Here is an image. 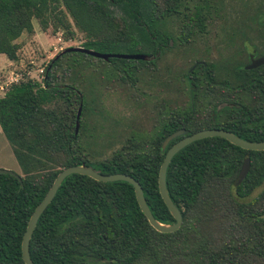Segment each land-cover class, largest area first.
Returning <instances> with one entry per match:
<instances>
[{"label":"trees","instance_id":"obj_1","mask_svg":"<svg viewBox=\"0 0 264 264\" xmlns=\"http://www.w3.org/2000/svg\"><path fill=\"white\" fill-rule=\"evenodd\" d=\"M212 1L0 0V55L17 60V40L22 33L33 34L35 19L43 29L50 25L54 33L63 30L65 36L80 38L88 50L150 56L148 32L156 24L173 15L182 19L183 30L204 31L214 12ZM253 14L250 30L264 34V2ZM261 38L260 46L253 45L257 56L264 52ZM61 52L48 61L40 80L24 76L0 96V129L22 172L20 180L0 174V264H24L21 241L27 222L65 168L84 164L102 174L133 177L153 217L172 224L157 178L165 152L185 135L162 151L167 136L179 130L189 135L221 129L246 141H264V65L245 70L242 66L249 60L237 61L239 51L218 63H197L190 54L186 68L174 67L172 90L186 106H174L170 123L162 127L153 125L132 91L137 81L150 82V63L111 58L108 63L117 64L110 78L98 75L92 82L95 94L107 85L119 93L120 103L142 116L128 123V137L118 150L96 159L101 152L81 142L87 106L81 89L88 69L96 73L95 63L107 62ZM246 159L248 173L237 183ZM166 187L182 224L175 232L159 233L141 212L130 184L79 174L65 178L31 236L32 263L264 264V151L244 150L218 137L198 140L172 158Z\"/></svg>","mask_w":264,"mask_h":264},{"label":"rangeland","instance_id":"obj_2","mask_svg":"<svg viewBox=\"0 0 264 264\" xmlns=\"http://www.w3.org/2000/svg\"><path fill=\"white\" fill-rule=\"evenodd\" d=\"M212 2L214 3V12L209 22L205 25L203 31L205 33L196 35L193 39L194 43L187 45L188 48L183 54L172 56L171 72L174 70V67L186 68L187 62H189L187 61V56L190 54L191 58H193L191 61L194 59L217 63L225 61L227 57H230L232 53L235 52L236 48L231 49V51L226 48L221 49L217 46V41L224 37L232 36L235 32L249 31L251 26L250 18L259 8V4L264 2V0H252L251 2L245 0H213ZM181 20L182 19L178 17L168 19L165 24L166 29L177 31L181 26ZM232 22H235V24ZM32 24L33 34L28 36L22 33L17 40V44L19 45L17 60L10 61L5 56L0 55V88L4 87L12 73H21L24 74L25 77L29 76L40 80L45 65L60 52L55 51V48L65 47L66 45H70L71 47L81 46L80 38L77 39L65 36L63 30H57L54 33L50 25L47 29H43L42 25L35 19L32 20ZM255 36L256 35H253L250 41L254 45L257 44L260 46L263 39L258 36L255 38ZM58 38H61V41H58ZM69 40L71 41L69 42ZM254 50L257 56V50ZM129 51L120 50L119 52L116 51L108 54H129ZM244 53L245 54L237 56V61L244 62L247 54L250 53L249 49L248 51L245 50ZM262 56H264L263 51L260 57ZM95 64L97 65L98 71L96 70L95 73L88 69V73L85 77L87 81L84 79L86 83H84L81 89L82 93L85 94L87 103L84 115L81 119V124L84 123L86 125V130L81 138V142L87 141L93 151L101 152L96 158L101 159L110 156L114 151L120 148V142L128 137L126 135L127 130L130 129L129 126H127L128 123L130 122L131 124L135 121V118H137L136 116L141 117L142 115L137 113L138 111L135 112L136 110H133L132 107H125V105L120 103L123 99L120 97L119 93H109L103 96L104 86L98 89L96 88L97 97H95L94 91L91 90L92 82L96 80L98 75L102 76V78H110L113 72L111 70L117 63L105 64L96 62ZM248 64L245 63L242 67L244 68ZM99 70L102 71V73H99ZM94 74H96L95 77L93 76ZM140 81L141 82L137 81L134 89L138 88L141 91L150 87L151 80L148 84L144 85L143 80ZM132 91L134 93V90ZM3 93L4 91L0 89V96L3 95ZM135 94V96H137L138 93ZM185 103L184 99L172 90V108L174 106L179 107L180 105L185 107ZM125 126H127V129ZM1 169L11 171L17 175H22L21 168L12 153V148L0 129V170ZM259 191L260 188L256 189L253 195L257 194Z\"/></svg>","mask_w":264,"mask_h":264},{"label":"water","instance_id":"obj_3","mask_svg":"<svg viewBox=\"0 0 264 264\" xmlns=\"http://www.w3.org/2000/svg\"><path fill=\"white\" fill-rule=\"evenodd\" d=\"M68 52H74V53H81L88 56H91L93 58L101 59L103 61H108L111 58L116 59H124V60H135V61H150L151 57L145 54H103L99 53L93 50L85 49L81 46L78 47H70L61 52L68 53ZM264 65V56L259 57L258 59H253L251 56L250 63L244 67L245 70H253L260 66ZM82 110V103L80 102V106L78 107L77 113H76V120H75V135L78 133L79 130V119L81 115ZM185 135L182 139L174 143L172 146L168 148V150L165 152L164 158L162 160V163L159 167L158 172V191L159 194L167 207L169 213L174 219V223L172 224H164L157 221L144 198L142 188L140 184L131 176L121 173L116 174H102L99 171H96L90 166H86L84 164L71 166L68 168L63 169L61 172L58 173L56 178L54 179L51 187L43 197V199L40 201V203L35 207L34 211L32 212L25 229V232L22 237L21 241V258L24 262V264H33L30 255H29V242L31 239V236L34 232V229L36 227L37 221L40 218V216L43 214L45 209L48 207V205L52 202L53 198L55 197L61 183L65 180V178L73 175V174H79L83 176H87L95 181L98 182H126L130 184L133 187L135 199L137 201V204L143 213V215L146 217L149 225L156 230L159 233H172L177 231L181 224H182V216L178 208L174 205L172 200L170 199L167 187H166V173L168 166L172 160V158L183 148L190 145L193 142H196L201 139L205 138H212V137H218L227 140L229 143L244 149L248 151H264V141L261 142H250L246 141L237 135L221 129H207V130H201L199 132L186 135V131L179 130L174 132L173 134L167 136L163 143H162V151L165 150L166 146L169 144L170 141L174 140L175 138ZM249 169V160L246 159L244 161V164L242 165V168L240 170V173L236 179L237 183H240L242 179L247 175ZM0 174H10L15 177H17L19 180V176L17 174H14L11 171L8 170H0Z\"/></svg>","mask_w":264,"mask_h":264},{"label":"flooded vegetation","instance_id":"obj_4","mask_svg":"<svg viewBox=\"0 0 264 264\" xmlns=\"http://www.w3.org/2000/svg\"><path fill=\"white\" fill-rule=\"evenodd\" d=\"M245 1L251 2L252 0ZM187 13H191L190 8L187 9ZM170 18L175 17H173V15L165 17L164 23L156 24L154 29L148 32L150 38L149 50L151 53V60L148 61L152 71L151 84L148 89L140 91L137 88L134 91L139 94H137L135 99L141 100L144 110L146 111V109H148L153 125L157 127L169 124L172 118V81L170 73L172 69V56L183 54L188 48L187 45L194 43L193 39L196 35L205 33L203 31H186L183 30L181 26L177 31L167 30L165 24ZM253 35L261 37L260 35L264 34L251 30L246 32H235L232 36L219 39L217 41V46L221 49H229V51L236 48L235 52L239 51L241 54H245L244 51H248L249 49L250 53L247 54L245 60L248 59L250 63L251 56L254 60L260 57L256 56V51L253 49L254 44L250 41ZM256 36L255 38H257ZM189 38H191V40ZM106 62V64H110L108 61ZM203 62V60H197V63ZM91 90L94 91V95H96L93 86ZM103 93V96H106L109 93L115 92L109 89L107 85H104ZM126 106L127 105H125V107ZM165 131L166 129L162 130V132Z\"/></svg>","mask_w":264,"mask_h":264},{"label":"built area","instance_id":"obj_5","mask_svg":"<svg viewBox=\"0 0 264 264\" xmlns=\"http://www.w3.org/2000/svg\"><path fill=\"white\" fill-rule=\"evenodd\" d=\"M58 41H61V38H58ZM70 41L71 40H69V42ZM66 47L70 48L71 46L70 45H66L65 47L55 48L54 50L61 52V51H63L62 49H64V48L67 49ZM23 77H24V74H21V73H19V74H15L14 73L13 74L12 73L11 76L8 78V82L5 83L4 87L3 88L1 87L0 89L5 92L12 84L18 83L20 80L23 79Z\"/></svg>","mask_w":264,"mask_h":264},{"label":"crops","instance_id":"obj_6","mask_svg":"<svg viewBox=\"0 0 264 264\" xmlns=\"http://www.w3.org/2000/svg\"><path fill=\"white\" fill-rule=\"evenodd\" d=\"M3 56V55H2Z\"/></svg>","mask_w":264,"mask_h":264}]
</instances>
